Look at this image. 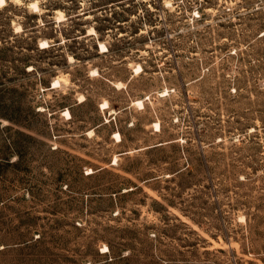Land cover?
Segmentation results:
<instances>
[{
  "label": "rangeland",
  "instance_id": "rangeland-1",
  "mask_svg": "<svg viewBox=\"0 0 264 264\" xmlns=\"http://www.w3.org/2000/svg\"><path fill=\"white\" fill-rule=\"evenodd\" d=\"M31 2L0 6V264H264V0Z\"/></svg>",
  "mask_w": 264,
  "mask_h": 264
},
{
  "label": "clouds",
  "instance_id": "clouds-1",
  "mask_svg": "<svg viewBox=\"0 0 264 264\" xmlns=\"http://www.w3.org/2000/svg\"><path fill=\"white\" fill-rule=\"evenodd\" d=\"M24 2H25V0H24ZM0 6H5V5H0ZM27 7L31 11L40 12L41 11L40 0H35V2L27 3Z\"/></svg>",
  "mask_w": 264,
  "mask_h": 264
},
{
  "label": "bare ground",
  "instance_id": "bare-ground-1",
  "mask_svg": "<svg viewBox=\"0 0 264 264\" xmlns=\"http://www.w3.org/2000/svg\"><path fill=\"white\" fill-rule=\"evenodd\" d=\"M6 4H7V0H0V5H6ZM43 44H46V42L45 43H42V46H43ZM101 45H102L101 47H102L103 50H106L107 49V46L106 45H104V44H101ZM139 69H141V67ZM137 103L143 104L141 101L140 102H137ZM106 106H107V103H106ZM67 114L70 115V112L67 111ZM157 126H160V124L158 123ZM104 249H108V247H106Z\"/></svg>",
  "mask_w": 264,
  "mask_h": 264
}]
</instances>
